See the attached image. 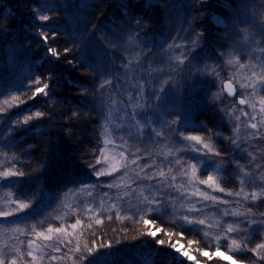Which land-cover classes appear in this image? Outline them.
I'll return each instance as SVG.
<instances>
[{
	"label": "snow or ice",
	"instance_id": "snow-or-ice-1",
	"mask_svg": "<svg viewBox=\"0 0 264 264\" xmlns=\"http://www.w3.org/2000/svg\"><path fill=\"white\" fill-rule=\"evenodd\" d=\"M202 0H192V5L200 4ZM206 2V0H203ZM243 6L247 7V0H243ZM32 12V18L35 23L32 28L41 44L45 45L46 53L50 54V63H55L61 56H67L71 51L70 48H65L63 52L58 51L54 47L48 46V41L55 39L56 32L53 27L54 17L48 12L51 10L47 3H37L29 5ZM236 21V22H234ZM234 21H229L224 29L227 33V28H231L233 32L242 39L243 48L246 52L237 50L235 47L228 45L225 40V47H217L209 53L208 37L203 30H197L190 26V31L185 36L169 37L164 43L160 44L158 50L167 48L182 49L177 60V67L183 71L184 65L192 66L197 60L200 61V68L195 69L193 75L196 77H207L218 82L219 87L217 92L213 94L209 101V106L214 107L220 114L222 119L227 118L233 123V136L225 137L228 141V152H222L214 141L213 130L207 127L204 121L200 122L199 128L191 127V122L188 120L167 119L170 115H180L165 109V100L169 92H175L179 95V89L173 88L167 81L160 83L158 88H150L145 97V89L143 85L138 84L135 88L136 95L133 97L129 94L127 102L122 101V108L125 119H121L118 127L122 130L115 133L110 125L113 123L111 112L105 117V124L102 126V132H98L100 137L97 141L96 152L99 159L94 156L95 163L88 164L90 176L95 179H78L74 181L75 187L80 193L88 197L95 198L87 203L81 202L77 205H67L69 212H65L63 216H57L56 219L63 221L64 216L69 213H79L74 222L53 226L46 224L44 221L51 216V213L43 206V202L34 203V197L28 195L18 196L11 203L15 207H9L6 210L0 211V228H4V234L12 233L13 239L18 241V245L5 244L0 248V264H45L47 258L48 264L55 261H63L64 264H114L110 262L113 256L111 249L114 243H120L118 239H105L103 228L99 231L94 227L103 226L105 221L127 220L131 225H142L141 235L151 238L157 246L163 247L167 244L168 247L182 257L188 260H195V256L189 254V251L181 252V247H177L176 243L171 241V237L177 233L167 231L165 227L160 226V221L165 216L175 215V205L169 198L173 192H179L185 189V185L194 187V191L190 193L186 190L181 193L185 200H190L192 206L186 211L179 213V220L182 221L177 227L189 229L188 234H196L204 231L201 226L206 225V219L203 218V211L209 205L202 203L199 209L195 208L196 203L200 201L191 200L192 197L199 196L202 201L216 202L217 197L210 195L207 189L213 191L226 192L227 196H235L245 202H255L264 200V165L257 161L256 149L249 151L248 147H241L240 140L243 139L245 144H248L250 139H264V31H261L257 36H250L249 26L252 22L242 13L238 11L234 13ZM218 23L220 21H217ZM147 22L137 18L134 21V27L127 29L129 37L135 39L138 44H144V49L141 50L146 59H150L152 45L145 43L146 37L141 38L139 33L145 29ZM6 31V29H5ZM52 31L50 37L49 32ZM88 35L87 29L80 33L74 43L82 44L81 56L85 57L87 67L93 65L86 63V58L89 49L92 46V40H85ZM121 37L116 38V42H120ZM171 41V42H169ZM255 53V55H254ZM244 55L245 62L241 63V55ZM108 56L107 65L103 73H100L99 68L93 70L99 75L96 77L97 87L91 92L94 96L103 97L105 92H120L121 76L127 67V61H123L120 65L113 66L111 56ZM67 63L74 64V61L68 60ZM231 70V76H222L221 73L225 70ZM247 69L246 72L243 70ZM243 72L242 78L241 73ZM103 76V79H101ZM33 87L25 88L27 93L26 99H36L43 94L48 101L51 100L50 84L54 79L53 75L45 74L43 76H32ZM111 86V89L109 88ZM195 87V84L192 85ZM237 88L242 90L240 95H237ZM81 93H88L87 88L80 89ZM226 94V97L224 96ZM2 96V94H0ZM227 97H235L233 100H228ZM222 104H215L216 100L222 99ZM20 100L19 96H11L10 99H3V105L8 108L13 106V102ZM131 104L132 110L128 111V105ZM229 105H247L251 112L240 109V114L236 113V107L229 110ZM18 106V105H17ZM4 109H0L3 111ZM139 110V111H138ZM80 110H74L72 115H80ZM241 115L247 118L244 123L246 128L254 130L247 133L243 138L240 137ZM51 118L49 113L44 111H35L33 114L24 115L17 114L15 117V125L13 128V118L0 116V123L4 125L0 131V146L11 149L15 140L5 136V132L15 133L16 131L29 130V126L34 119ZM154 117V118H153ZM203 130L201 134H187L190 132H198ZM222 133L215 132V136L219 137ZM174 141V143H172ZM191 142V143H185ZM165 144L166 151H161L160 156L163 157L157 163L154 159H145L148 154V145ZM103 145V151L100 145ZM111 145V149H109ZM251 146V145H249ZM31 146H29L30 148ZM241 152L246 157L248 168L241 166L238 160L235 159V152ZM105 153H109L105 155ZM183 153V155H181ZM5 157L13 161L8 167L0 170V182H6L4 186L15 187L24 184L27 181L21 178L28 176V172L24 170V165L20 163V158L13 155ZM228 156L225 160L224 157ZM264 159V157H261ZM145 160L141 164L140 161ZM233 164L236 174L240 177V187L238 191H226L220 187L217 182L221 175L222 164ZM102 166H98L101 165ZM19 165V166H17ZM152 169V171H148ZM175 169V174L173 170ZM119 173V176L116 175ZM177 176L181 179L177 181ZM102 177H113L112 180H103ZM130 178L133 183L137 181H155L148 183L145 188H142L138 194L136 189H133L127 183L125 178ZM121 181H125V191L123 195L120 193L122 188ZM200 185L206 186L204 190L200 189ZM107 189L109 191H104ZM115 189L116 192L110 190ZM67 189H65V192ZM147 192V194H145ZM125 197L127 199H125ZM57 199H59L57 197ZM222 204L231 203L224 199L219 201ZM264 208V204L259 205ZM26 209H31L25 215L20 213ZM123 212V215L121 213ZM188 212H200L199 216H190ZM223 215L239 217L244 215L246 219H234L225 221L226 227L217 221V226L222 228V232H217L215 239L218 242L220 239H229L228 234L241 231L245 235V240H248L252 235L259 233L264 240V211L259 212V218H253L252 209L249 208L244 213H239L234 210L224 209ZM87 217L85 225L84 217ZM15 217L14 219H8ZM30 221H35L31 222ZM39 225V229H38ZM211 228V224L206 225ZM254 226V227H253ZM71 229V230H69ZM79 229V231H78ZM87 230V231H86ZM112 231H117L112 229ZM122 233L127 232V227L119 230ZM163 233L159 239L157 237ZM208 233L205 232V235ZM179 235H185V232H180ZM20 236H27L30 239L20 241ZM91 237V239H89ZM164 237H168L166 240ZM197 241L189 240V249ZM26 244V249L21 250ZM231 245L235 246L236 251L247 250L256 255L257 259L251 261V264H259V261H264V242L255 243L251 248L247 244L241 245L236 239H231ZM105 249L107 251H101ZM200 255L211 259L214 255L219 254L221 249L215 247L213 251L200 250ZM59 253L60 255H56ZM30 257V260H25L24 257ZM233 259L234 264H247L243 259ZM197 264L199 262L197 261Z\"/></svg>",
	"mask_w": 264,
	"mask_h": 264
},
{
	"label": "trees",
	"instance_id": "trees-1",
	"mask_svg": "<svg viewBox=\"0 0 264 264\" xmlns=\"http://www.w3.org/2000/svg\"><path fill=\"white\" fill-rule=\"evenodd\" d=\"M242 1L206 0L203 2L202 0L200 4L193 6L192 0H0V94H2L0 109H4L0 111V116L13 118V128L16 127L15 117L20 113L34 115L35 111H44L51 117L34 119L27 131L20 130L14 134L5 132V136L13 138L15 144L10 150L0 146V154L4 156V159L0 158L1 170L14 163L5 157L4 153H7V157L15 155L20 158V163L24 165L28 176L21 178L27 181L24 184L7 187L4 186L6 182H1V186L13 192L15 199L21 195L34 197L33 206L35 203L43 202V206L50 212L58 201L57 197H60V200L68 191L78 190L74 181L85 178L95 179L90 176L87 165L95 163L94 156L99 159L96 148L100 137L97 133L102 132V126L105 124L104 109L107 106L109 93L105 92L103 97L94 98L91 90L97 87L96 77L99 75L93 68H99L100 73H103L106 66H109L105 52L107 51L111 56L114 66L122 64L126 55H129L132 49L138 48L140 55L136 63L131 65L132 69H136L146 61L154 62L153 57L156 56L158 64H161L158 66L165 68L164 70H170L177 67V60L171 51L170 57L167 55L163 59L162 56L168 52L169 48L165 46L163 50H158L160 44L169 37H177L179 40V36H185L191 26L197 30H203L208 37L206 47L209 53L214 48L225 47V40L227 39L228 42L230 34H234L236 38L231 28H227V33L224 29L229 21H234V13L237 11L240 13L239 5ZM37 3H47L51 8L48 14L55 18L53 27L57 34L55 39L50 38L47 42L48 46L60 52H63L65 48L71 49L66 57L62 55L55 63L49 62L50 54L46 53L45 45L41 44L33 34L32 25L35 21H33L29 5ZM216 17L224 21V27L215 24ZM246 17L259 22L261 31H264V3L262 18H259L257 13ZM137 18L147 22L139 36L142 39L146 37L145 43L152 45V52L155 54L151 55L150 59H146L141 51H146L144 44H138L127 34V29L134 27V21ZM85 29L88 32L85 40H92L86 63L93 67H87L84 62L85 57L80 54L83 45L74 43L76 37ZM52 34L50 31V37ZM117 37H121L122 40L116 42ZM231 41L233 44L235 41L233 37ZM231 44L228 42L229 46ZM68 60L74 61V64L67 63ZM183 67L190 68L187 64ZM198 68H200L199 60L192 65L191 70L194 72ZM45 74L54 76L50 84L51 100L48 101L41 96L34 100L26 99L27 93L24 89L33 87L32 76ZM174 75H176L174 79L176 82L184 81L183 71L180 69ZM199 82L204 85L197 93V102L201 103V109L198 107L194 123L198 125L204 121L207 127L213 130L214 141L218 143L220 140L217 141L215 132L219 131L224 136H228L229 133L225 134L224 129L227 125L232 128V125L230 122L227 123V118L222 119L221 114L214 107L209 106L211 97L217 92L215 83L210 85L206 83L205 78ZM82 88L90 91L82 94L80 91ZM11 96H19L20 100L14 101L13 106L8 108L3 105V99H10ZM223 102L222 98L216 100L215 104ZM228 107L229 110L232 108L231 105ZM74 110H80L81 114L74 117L72 115ZM3 128L4 125L0 123V131ZM202 131L187 134H201ZM224 138L221 140L228 144ZM103 147L101 144V151ZM218 147L226 153L221 144L218 143ZM224 159L227 160L228 156L226 155ZM224 165L227 168L220 182L221 187L233 192L238 191V180L233 172V164L225 163L221 167ZM65 189H67L66 192ZM84 220L86 225V216ZM44 222L57 226L50 220ZM181 223L182 221H175L165 216L160 221V226L165 227L167 231L177 233L171 237V241L176 243L177 247L183 245L184 248H188L189 240L197 241L192 245L194 250L192 253L196 261L202 264H226L219 258L209 259L200 255L196 249L213 251L215 247L209 245L202 231L188 234L189 229L177 227ZM94 227L97 231L103 228L105 239L120 240V243H114L111 249L113 256L110 262L114 264H180L174 249L167 244L163 247L157 246L151 238L141 235L142 225H131L129 221L117 220L114 216L113 221L106 220L103 226L94 225ZM124 227H127V232H120L119 230ZM182 231L185 232L183 236L179 235ZM13 235L12 233L4 234V228L0 230V248H3L5 244L14 245L13 243L17 240L11 238ZM161 236L163 233L157 239ZM21 237L22 241L30 239L27 236ZM240 241L242 245L246 243L249 248L255 243L264 242L258 233L248 240ZM220 249L235 259H243L247 264L257 259L256 255L247 250L231 254L224 247ZM56 255L60 254L56 253ZM24 259L31 258L25 256ZM51 264H64V262L55 261ZM259 264H264V261H259Z\"/></svg>",
	"mask_w": 264,
	"mask_h": 264
},
{
	"label": "rangeland",
	"instance_id": "rangeland-1",
	"mask_svg": "<svg viewBox=\"0 0 264 264\" xmlns=\"http://www.w3.org/2000/svg\"><path fill=\"white\" fill-rule=\"evenodd\" d=\"M263 3L264 0H248L247 2V7L243 6V1L240 3L239 5V10L240 13L244 14L245 16L249 15V14H253V13H257L259 18H262V9H263ZM250 20V19H249ZM217 21H220L219 23ZM252 22V25L254 26H249V34L250 36L254 35L257 36L259 35V33L261 32L260 29V23L256 22L255 20H250ZM215 24H217V26L220 27H224L225 23L222 19L220 18H215L214 19ZM33 34H35V32H33ZM36 35V34H35ZM37 37V36H36ZM231 37L234 38V42L233 44H231ZM228 42L231 44V47H235L237 48V50L242 51V52H246L247 49L243 48V44H242V39L240 36L235 35L234 34H230L228 36ZM172 49V50H171ZM168 49V52H166L162 58L165 59L168 55V57H170V54L172 53L173 56L175 58H178L180 56V53L182 51V49L180 48H176L174 50V48ZM171 51V53H170ZM140 55V49H132V52L129 55H126V59L125 61H127V67L124 71V75L121 76V88H120V92H107L109 93L108 95V102L106 103L107 106H105L104 109V117H107L109 115V112H111V119L113 121V123L110 125V127L112 128V130L115 133H118L120 131H122L118 125L121 122V119H125L126 122V117L124 115V111L122 108V101L127 102L129 99V94H131L133 97L136 95L135 92V88L138 84L143 85L144 89H145V97H147V91L150 88H158L160 83L167 81L168 83L165 85V88L167 90L168 88V84H171L172 87L178 88L179 89V95H176L175 92H169L168 97L165 100V104L164 107L166 110L173 112V113H180V115H170L167 117V119L171 120V119H177V120H188L191 122V127L193 128H197L199 127L200 124L195 125V121L194 118L196 117V112L198 111V107H200L201 109V103L197 102V93L200 91L201 86H203L204 84L199 82V80H206V83L208 84H213L215 83V89L217 90V88L219 87V84L217 81L207 78V77H196L193 75V71L191 70L192 66H189L190 68H185L183 70V80L184 81H180V82H176L174 79L176 78L175 72L177 70H179L178 67L175 68H171L170 70H164L165 68H162L158 65L157 62V57L154 56L153 60L154 62L151 61H146L145 63H143L142 65H140L139 67H137L136 69H132L131 65L133 63H136V61L138 60V57ZM255 55V53H254ZM157 58V59H156ZM245 59H244V55H241V63H244ZM171 67V66H169ZM244 72L247 71V69L243 70ZM222 76H231L232 72L231 70H225L224 72L221 73ZM243 72L241 73V77H238V79L242 78ZM195 84V87L193 88L192 85ZM200 86V87H199ZM109 88L111 89V86H109ZM242 91H251L250 89L248 90H242L240 88H237V92L240 95V93ZM42 98H45L43 96V94L40 95ZM231 107H236V113L235 114H240V109H244L246 111L251 112V109L245 105V107H240L239 105H231ZM132 110L131 108V104L128 105V111L130 112ZM139 111V110H138ZM154 118V117H153ZM247 118L244 117L243 115H241V123H240V137L243 138L247 133H251L254 130L250 129V128H246L244 123V121H246ZM106 122V121H105ZM119 122V123H117ZM229 120H227V123L229 124ZM232 125L231 127H228V125L226 126V128L224 129L225 134L229 133L228 136H224L223 134L219 137L216 136L217 141L219 144H221L225 150L226 153L228 152V144L226 143V141H223L221 139H223V137H229V136H233L234 132H233V123H236L235 121H231L230 122ZM222 133V132H221ZM172 143H174V141H172ZM185 143H191V142H185ZM218 143L217 146H218ZM240 144L241 147H248L249 151H252L253 148L256 149V153L257 154V161L261 164L264 165V159H261V157H264V139L261 138H256V139H250L248 144H245L243 142V139L240 140ZM251 145V146H249ZM109 149H111V145L108 146ZM148 154L146 155L145 159H154L157 163H159V161L161 159H163L162 156L159 155V153L163 150L166 151L167 147L165 144L161 143V144H152V145H148ZM109 153H105V155H108ZM181 155H183V153H181ZM0 158L4 159V156L0 154ZM235 159L239 161V163L241 164V166L248 168L249 165L246 162V157L239 152L238 150L235 152ZM1 162V160H0ZM141 164L145 163V160H141L140 161ZM1 164V163H0ZM102 166V164H101ZM1 166H0V170H1ZM225 168H227V166L224 165V167H221L222 171H221V175L218 177L217 182L219 183L220 187H221V180L223 179L224 173H225ZM148 171H152V169H148ZM262 171H264V169H262ZM233 172L234 174L237 176V180H238V190L240 187V177L236 174V170H235V166L233 165ZM173 174H175V169L173 170ZM117 176H119V173H116ZM101 179L103 180H112L113 177H102ZM180 177L177 176V181H180ZM125 180L127 181L128 184L131 185V187L133 189H136V193L138 194L139 191L142 188H145L146 185L148 183H155V181H137L136 183H133L132 180L130 178H125ZM122 184V188L120 189V193L121 195H123V192L125 191V181H121ZM201 190H204L206 188V186L204 185H200L199 186ZM187 192H191L194 191V187H189L187 185H185V189L180 190L179 192H173L172 195L169 197L174 205H175V210H176V214L175 215H170L168 217L174 219L175 221L179 220V213L181 211H186L188 209V207L192 206L190 203V200H185L181 193L184 191ZM104 191H109L107 189H104ZM111 192H116L115 189L110 190ZM207 191L209 192L210 195H214L216 196L218 199L216 202H212V201H202V199L197 196V197H192L191 200H196V201H200V203H196L194 205L195 208L199 209L201 207L202 203H206L209 206L207 208L204 209L203 211V218L206 219V225L207 224H211L212 227L208 228L206 225L205 226H201L204 228V231H202L205 235V232H207L208 234L205 235L206 239L209 241V245L213 246V247H224L226 248L231 254H236L239 253L241 251H236L235 246L231 245V239H236L238 243H240L242 245V242L240 241L241 239L245 240V235L243 232L241 231H237L231 234H228V236L230 237L229 239H220L218 242L215 239V236L217 234V232H222V228L217 226V221H219L223 227H226V224L224 223L225 221H232L234 219H246V217L244 215H241L239 217H233V216H225L223 215V210L224 209H230V210H234L236 212L239 213H244L246 212L247 209L251 208L252 209V213H253V218H259V213L255 210L258 211H264L263 208H260L259 205L264 204V200H258L255 202H245L242 201V199L237 198L235 196H227L226 192H220V191H213L212 189H207ZM229 191V190H226ZM232 191V190H230ZM145 194H147V192H145ZM95 193L93 195V197H88L87 195L80 193L78 190H72V191H68L67 193L64 194V196L58 201L56 202L55 206L53 207V209L49 212L51 213V216L48 217V219L46 220H50L51 222L56 223L57 225H60L62 222L64 224L67 223H72L70 221L75 220L77 218V215H79V213H69V215L64 216L63 221H61L60 219H56L57 216H63V214L65 212H69V208L67 207V205H77L80 204L81 202L83 203H87L90 200H93L95 198ZM60 198V197H59ZM125 199H127L125 197ZM227 199L229 200L231 203L225 205L220 203V200H224ZM12 200H15V195L13 192H11L9 189H5L1 186V182H0V211L6 210L9 207H15L14 204L11 203ZM30 209H26L24 210V212L20 213L19 215H24L27 212H29ZM190 216H199L201 215L200 212H188L187 213ZM15 217H9L8 219H14ZM3 219V218H0ZM31 223V222H30ZM47 224V223H46ZM254 227V226H253ZM3 228H0V230H2ZM259 234V233H258ZM13 237V236H12ZM11 237V238H12ZM22 237H19V240H21ZM26 241V240H25ZM14 245H18V241L13 243ZM181 247V246H180ZM22 249L25 250L26 249V244L22 246ZM183 251H189V254L193 255V249H189L188 248H181V252ZM176 253V252H175ZM176 257L181 261L182 264H197L196 259L195 260H188L186 257H182L180 256V254L176 253ZM214 258H219L221 261L225 262L226 264H234L233 259H230L229 257H231L230 255H228L227 253H224L223 251H220L219 254H216L213 256ZM47 258L45 260V264H46ZM199 264H202L199 262Z\"/></svg>",
	"mask_w": 264,
	"mask_h": 264
},
{
	"label": "water",
	"instance_id": "water-1",
	"mask_svg": "<svg viewBox=\"0 0 264 264\" xmlns=\"http://www.w3.org/2000/svg\"><path fill=\"white\" fill-rule=\"evenodd\" d=\"M237 95H238V92H237ZM224 96L226 97V94H224ZM228 100H233L235 99V97H227ZM241 107H245V105H240Z\"/></svg>",
	"mask_w": 264,
	"mask_h": 264
},
{
	"label": "flooded vegetation",
	"instance_id": "flooded-vegetation-1",
	"mask_svg": "<svg viewBox=\"0 0 264 264\" xmlns=\"http://www.w3.org/2000/svg\"><path fill=\"white\" fill-rule=\"evenodd\" d=\"M240 106V105H239Z\"/></svg>",
	"mask_w": 264,
	"mask_h": 264
}]
</instances>
